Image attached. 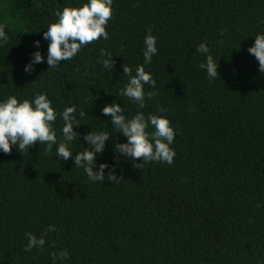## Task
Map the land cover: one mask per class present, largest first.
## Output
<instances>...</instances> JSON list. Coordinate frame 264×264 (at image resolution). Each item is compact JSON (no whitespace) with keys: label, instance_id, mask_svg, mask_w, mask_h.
Masks as SVG:
<instances>
[{"label":"trees","instance_id":"16d2710c","mask_svg":"<svg viewBox=\"0 0 264 264\" xmlns=\"http://www.w3.org/2000/svg\"><path fill=\"white\" fill-rule=\"evenodd\" d=\"M87 2L0 0L8 37L0 41V102L46 94L57 113L51 152L39 142L23 152L0 150V264H264V73L248 52L264 34V0H113L109 38L49 68L43 32L57 11ZM149 30L157 53L144 64ZM205 42L218 64L215 79L199 67L207 54L197 47ZM102 49L114 55L113 71L99 63L108 58ZM36 51L44 62L26 73ZM123 64L132 75L144 65L156 81L144 85L158 95L143 109L120 95L129 80ZM113 102L127 119L142 111L170 121L171 165L132 161L115 149L127 138L101 111ZM73 105L79 135L64 161L55 155L61 113ZM90 131L111 135L95 161L94 171L109 165L103 182L74 166ZM109 169L123 179L108 181ZM49 225L55 231L43 248L25 251L26 233L40 238Z\"/></svg>","mask_w":264,"mask_h":264},{"label":"clouds","instance_id":"9594fccd","mask_svg":"<svg viewBox=\"0 0 264 264\" xmlns=\"http://www.w3.org/2000/svg\"><path fill=\"white\" fill-rule=\"evenodd\" d=\"M113 0H88L81 7H64L62 11H57L55 15L57 21L51 23L46 31L43 32V38L49 40L47 64L49 68H55L61 61H68L76 56L82 46H86L101 37L107 40L109 34L106 31V25L113 15ZM8 37L4 26L0 25V41L7 42ZM157 37L151 34L146 35L143 51L144 64H150L152 57L157 53L156 47ZM39 41L35 42V46L39 47ZM197 51L207 54L206 63H201L199 67L206 70L210 79L219 76L217 68L218 64L214 61L209 48L205 43L199 44ZM248 52L253 55L259 62V70L264 73V34L255 36V43L248 48ZM101 56H107L99 63L105 69H114L113 54L101 50ZM32 61L25 67L26 73H31L33 66L43 63L44 58L39 51L32 54ZM123 74L129 76L128 83L121 91L120 95L134 101L139 109L145 107V99H151L158 95L157 92L144 91V85L156 86V81L151 74L145 71L144 65L136 67V74L132 75V69L123 64ZM220 77V76H219ZM52 102L47 98L46 94H37L34 100L27 99L18 102L15 96H9L5 101L0 102V150L5 154H11L13 146H18L17 150L23 152L29 149L37 142L47 144L46 151L51 152L52 146L57 144V136L52 125L57 119V113L51 106ZM102 113L111 118V124L120 134L127 138V143H117L115 149L120 154L132 161L142 159V163L150 161L165 162L171 165L174 161L175 152L170 148L175 132L170 126V121L163 117L153 114H145L142 111L131 118L125 117L123 107L113 102L106 104L102 109ZM161 112L164 109H160ZM76 106L66 107L61 113L64 121L62 128L63 140H61L56 148L55 155L67 161L72 157V151L69 150L68 143L73 141L78 133L74 132V126H78L75 118ZM86 113L81 110L80 116ZM149 124L155 128V131L148 133L146 129ZM84 140L89 145L83 152H77L74 157V166L83 168L88 179L92 182H103L105 180L104 170L109 168L106 163L99 165V170L94 171L96 167L95 161L98 153H102L105 148V142L111 138L108 132L90 131L84 135ZM134 164L140 169L142 164ZM123 177H117L114 169H109L107 180L110 182H119ZM48 231H55V227L49 225L47 231L37 238L32 233H26L28 244L25 251L32 248H43L45 244L44 236ZM66 251L60 252L61 259L67 258ZM56 259V254H53Z\"/></svg>","mask_w":264,"mask_h":264}]
</instances>
